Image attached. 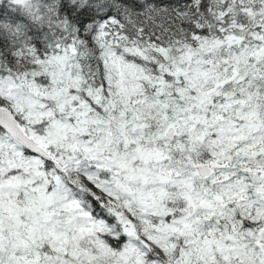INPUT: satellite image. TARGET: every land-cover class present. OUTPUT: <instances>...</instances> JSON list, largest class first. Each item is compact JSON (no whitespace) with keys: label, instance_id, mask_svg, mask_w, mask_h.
<instances>
[{"label":"snow or ice","instance_id":"snow-or-ice-1","mask_svg":"<svg viewBox=\"0 0 264 264\" xmlns=\"http://www.w3.org/2000/svg\"><path fill=\"white\" fill-rule=\"evenodd\" d=\"M0 264H264V0H0Z\"/></svg>","mask_w":264,"mask_h":264}]
</instances>
